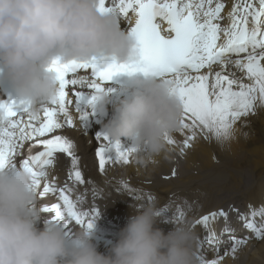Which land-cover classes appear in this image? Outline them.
<instances>
[{"label":"snow or ice","instance_id":"obj_1","mask_svg":"<svg viewBox=\"0 0 264 264\" xmlns=\"http://www.w3.org/2000/svg\"><path fill=\"white\" fill-rule=\"evenodd\" d=\"M224 8L223 0H99L101 14L129 21L125 29L135 41L133 58L127 63L113 59L104 67L99 66L95 57L84 62L53 61L47 70L55 73L58 89L50 102L39 106L43 119L28 102L0 101V170L14 168L16 155L25 142H30L19 167L30 174L36 195L45 197L52 193L61 202L41 211L54 213L51 220L61 223L65 230L70 229L69 221L90 229L93 220L86 219L89 213L77 209L70 198L71 186L57 187L55 179H48V168L55 166L57 154H65L72 163L68 179L73 184L85 183L77 168L73 143L53 133L64 125L72 126L69 105L74 104L81 121L87 119L88 114L80 108V86L103 91L102 85L121 73L142 72L170 86L182 108L180 130L189 133L183 148L191 146L198 132L220 142L231 140L237 122L254 115L258 106L264 107V0H234L227 13V26L220 23ZM129 12L134 14V24ZM161 21L166 28H162ZM69 95L74 99H68ZM94 99L95 96L88 101L89 105ZM96 138L106 142L96 152L101 171L108 162L127 164L130 153L137 151L136 147L122 148L104 134H97ZM165 142L175 143L168 135ZM92 213L95 214V209ZM183 215L181 211L179 218ZM257 216L262 221L259 224ZM217 217L227 220V213L212 212L197 223L207 230L209 221ZM238 219L255 238H264V205L249 206V212L239 213ZM224 231L230 233L227 248L235 254L245 240L231 235L230 228ZM208 240L206 236L205 241ZM228 254L225 250L221 255L217 247L214 259H207L204 251L195 256L198 264H221Z\"/></svg>","mask_w":264,"mask_h":264},{"label":"clouds","instance_id":"obj_2","mask_svg":"<svg viewBox=\"0 0 264 264\" xmlns=\"http://www.w3.org/2000/svg\"><path fill=\"white\" fill-rule=\"evenodd\" d=\"M99 0H0V82H6L19 101L31 107L50 102L58 84L47 69L53 61H89L112 57L127 63L135 41L120 27V19L98 11ZM160 79H132L104 135L112 141L134 139L141 158L165 150V135L180 129L182 108ZM107 93L96 92L89 105L101 114ZM133 209L114 244L101 253L92 242V227L69 235L56 221L41 222V209L30 174L22 168L0 170V264H198L187 223L173 217L165 233L154 204Z\"/></svg>","mask_w":264,"mask_h":264},{"label":"bare ground","instance_id":"obj_3","mask_svg":"<svg viewBox=\"0 0 264 264\" xmlns=\"http://www.w3.org/2000/svg\"><path fill=\"white\" fill-rule=\"evenodd\" d=\"M225 1L227 6L222 11L223 16L227 15L228 8L232 4L231 0ZM128 16L133 24L134 14L129 12ZM127 24H129L128 20L123 18L120 20V27L123 31L128 26ZM162 28H166L164 23H162ZM102 88L107 93V103L103 114L93 111L88 103L95 96L96 90L86 85L80 86L78 89L82 97L80 108L88 114L87 119L81 121L74 104L69 105L68 111L72 117V126L64 125L53 133L62 135L73 143L77 168L85 180L84 184H76L75 188L71 187V189L81 194L86 204L92 208L98 207L102 211V219L96 235L103 244L100 252L106 254L111 245L115 243L119 231L124 227L128 217L133 214L131 204L135 206L151 203L156 207L168 201L165 190L156 189L155 196L159 199L153 201L147 198L144 192H138L137 187L147 189L153 185H169L170 188L167 191H172L185 189L190 185L202 189L207 188V192L198 191L195 196L191 194L193 203L188 200H175L174 205L161 207L162 217L157 221L156 226L167 233L173 225L166 223L165 220L173 217L187 223L194 231L201 217L223 210L227 213V220L224 217L216 218L221 222L217 223V226L216 223L214 225L216 239L212 241L213 245L208 246L207 243L202 245L201 251L205 252L206 258L214 259L215 253L211 250L215 252L218 247L221 255L225 250L229 252L228 255H224L221 264H264V238L245 240L237 248L235 254H232L231 249L227 248L231 242L230 233L224 231L225 228H230L231 235L244 239L242 237L244 234L240 232L239 227H236L238 226L236 222H241L238 214L248 213L249 206L259 208L264 205V107L258 106L254 115L244 118L243 122H237L235 135L229 141L220 142L214 138H205L198 132L196 138L191 141V146L183 148V141L189 133L187 130L181 132L179 129L171 134L175 143L169 145L165 142V150L159 155L142 159L136 151L131 152L127 164L108 162L105 169L101 171L96 152L99 146L106 142L97 139L96 136L104 133L105 125L113 119L122 101L128 98L123 89L110 86H102ZM67 98L74 99L71 95ZM2 99L0 96V100ZM37 110L39 118L43 119L42 109L38 106ZM61 122H63V117H61ZM122 140L126 144L125 149L135 147L134 139L122 137ZM29 143L25 142L19 153L28 148ZM182 148L183 151H181ZM230 168L236 170L237 173ZM207 169H222L226 178L215 176L210 179L206 175L204 177L195 176ZM71 170V157L59 154L55 167L48 168V179H55L57 187H63L65 184L73 185L68 179ZM212 179H217L220 185H216ZM124 182L128 183L127 188L124 187ZM207 184L210 185L207 186ZM252 184L254 187L249 188ZM244 194H249V199L245 203ZM142 196L143 200L140 199ZM52 201V193L45 197L37 195L40 209L50 207ZM181 211L184 214L182 219L179 218ZM41 214L46 213L42 211ZM255 219L258 223L262 222L259 216ZM37 227L42 229L41 223H38ZM192 248L194 253L199 251L195 241H192Z\"/></svg>","mask_w":264,"mask_h":264},{"label":"rangeland","instance_id":"obj_4","mask_svg":"<svg viewBox=\"0 0 264 264\" xmlns=\"http://www.w3.org/2000/svg\"><path fill=\"white\" fill-rule=\"evenodd\" d=\"M178 163V162H177ZM224 170H213V169H207V171H202L201 173H199V174H196L195 176H207L208 178H215V176H219L220 178H222V179H224V178H226V176H225V174H224V172H223ZM203 177H200L201 179H203ZM204 180V179H203ZM213 180V179H212ZM208 181V180H207ZM213 181H215L216 182V185H220L219 184V181L217 180V179H215V180H213ZM210 184H207V186H209ZM205 192H207V191H205Z\"/></svg>","mask_w":264,"mask_h":264}]
</instances>
